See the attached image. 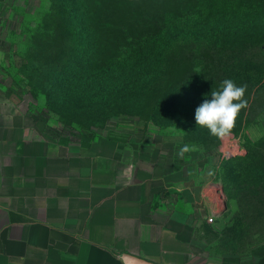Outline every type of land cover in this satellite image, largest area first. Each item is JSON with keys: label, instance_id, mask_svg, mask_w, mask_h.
<instances>
[{"label": "crops", "instance_id": "obj_1", "mask_svg": "<svg viewBox=\"0 0 264 264\" xmlns=\"http://www.w3.org/2000/svg\"><path fill=\"white\" fill-rule=\"evenodd\" d=\"M130 138L53 135L0 91V264H264L210 258L191 163Z\"/></svg>", "mask_w": 264, "mask_h": 264}, {"label": "trees", "instance_id": "obj_2", "mask_svg": "<svg viewBox=\"0 0 264 264\" xmlns=\"http://www.w3.org/2000/svg\"><path fill=\"white\" fill-rule=\"evenodd\" d=\"M103 6L113 10L108 21ZM50 8L45 34L59 41L41 59L43 49L33 44L27 70L84 125L120 113L180 114L232 79L247 85L249 105L233 133L262 85L253 80L264 72V35L256 34L264 32V0H52ZM194 112L187 113L191 133L214 145L218 138L196 125Z\"/></svg>", "mask_w": 264, "mask_h": 264}, {"label": "rangeland", "instance_id": "obj_3", "mask_svg": "<svg viewBox=\"0 0 264 264\" xmlns=\"http://www.w3.org/2000/svg\"><path fill=\"white\" fill-rule=\"evenodd\" d=\"M51 2L0 0V91L8 92L15 101L25 104L53 135L77 141L105 134H126L132 141L138 140L144 151L159 144L172 149L174 157L191 163L192 183L199 189L205 216V221L196 226L195 236L208 256L215 260L244 258L264 249V170H258L264 168V109H261L264 72L255 73L253 81L259 80L262 85L241 127L211 146L204 137L190 131L187 113L195 111L191 105L180 114L169 111L146 119L137 114L120 113L109 117L102 125H84L75 119L77 115L58 102V94L48 95L39 76L27 70L29 48L33 44L43 49L41 59L59 41H49L45 34V29L51 25ZM90 2L99 4L101 0ZM103 7L105 10H99L106 13L108 21L113 10ZM258 22L256 20V27ZM256 34L261 36L264 32L259 30ZM176 68L172 65L175 70L172 78L178 76ZM184 145L192 146L193 150L181 158L178 152ZM226 150L230 153L225 154ZM233 155L238 156L229 159ZM245 164L251 165L250 170H243ZM219 207L226 209L217 215Z\"/></svg>", "mask_w": 264, "mask_h": 264}, {"label": "clouds", "instance_id": "obj_4", "mask_svg": "<svg viewBox=\"0 0 264 264\" xmlns=\"http://www.w3.org/2000/svg\"><path fill=\"white\" fill-rule=\"evenodd\" d=\"M247 85L238 86L232 79L221 81L219 89H213L195 108L194 120L197 126L206 128L212 137L223 139L232 134L241 110L248 108L245 99ZM193 150L190 145L180 148L178 155L183 157Z\"/></svg>", "mask_w": 264, "mask_h": 264}, {"label": "water", "instance_id": "obj_5", "mask_svg": "<svg viewBox=\"0 0 264 264\" xmlns=\"http://www.w3.org/2000/svg\"><path fill=\"white\" fill-rule=\"evenodd\" d=\"M226 208L223 207L220 211V213H222ZM124 259L126 260L127 264H153V263H150V262H146V261H142V260H138V259H135L131 256H124Z\"/></svg>", "mask_w": 264, "mask_h": 264}, {"label": "built area", "instance_id": "obj_6", "mask_svg": "<svg viewBox=\"0 0 264 264\" xmlns=\"http://www.w3.org/2000/svg\"><path fill=\"white\" fill-rule=\"evenodd\" d=\"M224 153H225V154H228V153H230V151H229V150H226V152H224ZM222 208H223V207H219V208H218V210H217V213H218V214H217V215H220V214H221L220 211H221ZM208 220L211 221V220H212V217L209 216V217H208Z\"/></svg>", "mask_w": 264, "mask_h": 264}]
</instances>
